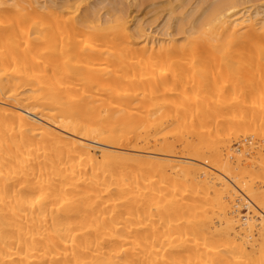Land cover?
<instances>
[{"label": "bare ground", "instance_id": "6f19581e", "mask_svg": "<svg viewBox=\"0 0 264 264\" xmlns=\"http://www.w3.org/2000/svg\"><path fill=\"white\" fill-rule=\"evenodd\" d=\"M85 1L0 0V264H264L261 12Z\"/></svg>", "mask_w": 264, "mask_h": 264}, {"label": "rangeland", "instance_id": "374dc122", "mask_svg": "<svg viewBox=\"0 0 264 264\" xmlns=\"http://www.w3.org/2000/svg\"><path fill=\"white\" fill-rule=\"evenodd\" d=\"M39 1V3H41V4H46V5H49V6H51L52 4H53V6H61L62 4H64V2L63 1H67V0H53L54 2H56V3H54L52 0H49L52 4H50L49 2H48V0H46V1H44V0H38ZM60 1V2H59ZM75 1H79V0H75ZM96 1V2H95ZM100 1V3H98ZM130 1H134V0H89V2L88 1H85V2H83L84 3V5L82 6V4H81V10H84L85 9V7H86V5H88L86 8H90V9H92L93 11H97V13H100V11L101 10H99V8L101 7V5H102V7H101V9H102V13H105L104 11L106 10V12L108 11V10H110V8H109V6L110 7H112L111 9L113 10V11H117V9L119 8V7H122V9L120 8V10H123V11H125L126 12V10L125 9H127L128 11V13H132V15H133V21H132V25H135V23H138V24H140L141 22H143V24L141 25L143 28H151V29H148V30H150L157 38H162V39H164V37L166 38V33L165 32H167V28H165V26H166V23H167V27H169L170 25H172V24H174L175 22H176V20L177 19H179L180 21L181 20H187L188 19V16L189 17H191V15H192V12L195 14V12L194 11H196L195 9L197 8L196 6H198V4L199 3H201V4H199V6L201 7V5H203V4H205L206 6L207 5H211V4H213V1L214 0H191V2H193V3H191L189 0V2L188 3H191L190 5L187 3V0H185V3H187V4H183L182 6H181V8L178 6V7H175V6H173L174 4H176L177 2H178V0H173V5L171 4V3H169L168 1H172V0H162V2L163 1H165L164 3H166L165 5L161 2V0H158L159 1V4L157 3V0H156V2L154 3V5H156L157 4V6L158 7H160V8H156L157 6H154V5H152L153 4V2L155 1H153V0H143L142 1V3H141V0H135V1H137L138 3H140V4H142V5H140V6H138V3L137 2H133V4L134 3H136L137 5L135 6V4L134 5H132V2L130 3ZM202 1V2H201ZM206 1H208V4H207V2ZM222 1V0H221ZM241 1H243V3L241 2ZM240 1V8L239 9H251L250 7H252L253 8V10L252 11H256V10H258L259 12H261L260 14V16H259V18H261V17H264V16H262V14L264 15V0H241ZM102 2V3H101ZM112 2V3H111ZM115 2V3H114ZM120 2V3H119ZM198 2V4H196ZM215 2H218V0H215L214 1V3ZM85 3H86V5H85ZM107 3H109V5H107ZM121 4L120 6H119V4ZM242 3V4H241ZM252 3V4H251ZM92 4V5H91ZM118 5V8H117V5ZM149 4H151L153 7H155V8H153V9H150L149 7L151 6V5H149ZM178 4V3H177ZM194 4H195V6H194ZM244 4V5H243ZM245 4L247 5V7L245 6ZM248 4H251L250 6L248 5ZM96 5V6H95ZM104 5H105V7H107L108 6V8L106 9L105 7H104ZM114 5H115V7H114ZM129 5V6H128ZM148 5H149V7H148ZM188 5V6H187ZM204 5V6H205ZM241 5H243V6H245V7H243V8H241ZM257 5V6H256ZM259 5V6H258ZM261 5V6H260ZM187 6V7H186ZM189 6H190V8H189ZM194 6V7H193ZM204 6H202V8L204 7ZM205 6V7H206ZM253 6H255V7H253ZM95 7V8H94ZM99 7V8H98ZM130 7H131V10H130ZM164 7V8H163ZM169 9H168V8ZM171 7V8H170ZM183 7H184V9H183ZM186 7V8H185ZM262 7V8H261ZM129 8V9H128ZM181 10H180V9ZM255 8V9H254ZM259 8V9H258ZM105 9V10H104ZM165 9H167V11L165 10ZM188 9V10H187ZM194 9V11H192V10ZM163 10L165 11V12H163ZM176 10H177V12H176ZM184 10V11H183ZM192 11V12H190L191 13V15H188L189 14V11ZM133 11V12H132ZM160 11V12H159ZM169 11V12H168ZM171 11H173V13H170ZM181 13H180V12ZM187 11V12H186ZM158 12V13H157ZM168 12V13H167ZM182 12H184L183 14L185 15H183L182 14ZM169 14L171 15L172 14V16L170 17L169 16ZM176 14H178V15H176ZM193 14V15H194ZM175 15V16H174ZM134 16H135V18H134ZM169 16V17H168ZM137 17V18H136ZM170 19H168V18ZM175 17V18H174ZM182 17V18H181ZM141 20H140V19ZM166 18L169 20H167V22H165V20H166ZM137 21V22H136ZM162 21V22H161ZM173 21V22H172ZM164 22H165V25H164ZM145 23V24H144ZM185 23H186V21H185ZM147 25H148V27H147ZM150 25H152V26H150ZM159 25V26H158ZM161 25H162V27H161ZM164 26V27H163ZM159 29V31H157V29ZM155 29V30H154ZM163 29H166V31L164 32L163 31ZM157 32H160V33H157ZM164 32V33H163ZM161 34V35H160ZM164 36H163V35Z\"/></svg>", "mask_w": 264, "mask_h": 264}]
</instances>
